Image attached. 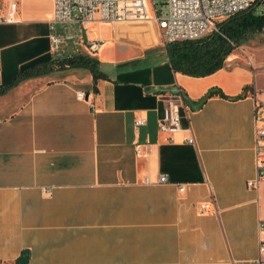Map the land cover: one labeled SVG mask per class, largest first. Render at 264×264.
<instances>
[{
	"label": "crops",
	"instance_id": "1",
	"mask_svg": "<svg viewBox=\"0 0 264 264\" xmlns=\"http://www.w3.org/2000/svg\"><path fill=\"white\" fill-rule=\"evenodd\" d=\"M0 4V264L24 252L29 264L258 257L264 189L247 182L264 157V80L254 68L230 61L206 76L177 72L155 19L128 23L129 39L119 41L107 22L55 23L54 0ZM52 34L64 40L57 52ZM93 40L103 41L96 53ZM81 54L105 76L55 63ZM50 61L52 70L31 71ZM172 87L194 103L212 88L225 97L183 106L182 129L170 134L160 122Z\"/></svg>",
	"mask_w": 264,
	"mask_h": 264
},
{
	"label": "built area",
	"instance_id": "2",
	"mask_svg": "<svg viewBox=\"0 0 264 264\" xmlns=\"http://www.w3.org/2000/svg\"><path fill=\"white\" fill-rule=\"evenodd\" d=\"M254 0H165L164 7L159 14L152 17L148 0H54L55 14L54 22L63 25L79 23L84 26L88 23L107 22L113 25H127L129 22H140L155 19L161 30L162 38L165 44L191 41L200 39L213 30L218 31L216 25L235 14L249 10ZM2 5L0 4V22H7V19L1 15ZM51 29H54L51 26ZM117 28H113V34ZM125 31L119 33L118 38L127 39ZM71 38L72 36L69 35ZM125 37V38H124ZM64 40L62 37L52 34V51L60 50ZM103 44L102 40H93L89 43L91 53L100 50ZM2 68L0 55V72ZM77 99L85 100V93L78 92ZM181 95H172L166 101L164 108V117L160 122L161 131L170 134L182 129L181 109L185 106ZM145 119H138L135 126L138 128L144 125ZM188 130L191 132V128ZM264 136V130L260 131ZM186 141L195 144V138L191 134ZM141 153V148L137 149ZM165 175L159 177V183H168ZM146 182H149L147 180ZM248 188L264 189V157L257 161V175L254 179L247 182ZM184 191V187L180 188ZM209 208L208 204L201 206L200 211L205 212ZM259 231L264 233V217L259 220ZM249 264H264V239L259 245L258 257Z\"/></svg>",
	"mask_w": 264,
	"mask_h": 264
},
{
	"label": "trees",
	"instance_id": "3",
	"mask_svg": "<svg viewBox=\"0 0 264 264\" xmlns=\"http://www.w3.org/2000/svg\"><path fill=\"white\" fill-rule=\"evenodd\" d=\"M264 0H254L252 7L235 14L218 24L217 30L206 36L191 41H179L166 44L170 63L177 72L192 76L210 75L225 66L226 58L231 54L233 46L238 45L247 34L264 29V11L257 12V7ZM56 65L61 67H84L89 69L96 79L105 75L99 70V61L90 55H77L65 58ZM54 62H45L33 67L39 70H52ZM24 76L29 75L24 73ZM20 76L17 78L19 79ZM244 93L238 97H243ZM225 97L219 88H212L204 96L208 100L213 96Z\"/></svg>",
	"mask_w": 264,
	"mask_h": 264
},
{
	"label": "rangeland",
	"instance_id": "4",
	"mask_svg": "<svg viewBox=\"0 0 264 264\" xmlns=\"http://www.w3.org/2000/svg\"><path fill=\"white\" fill-rule=\"evenodd\" d=\"M149 1L152 9L154 5L157 11L162 10L164 7L165 0H149ZM256 10L257 12L264 11V3L260 4ZM221 22L222 21L217 23L216 28L218 27V24ZM111 25L113 28L122 27L120 24H116V25L111 24ZM103 31L108 32L107 27H104ZM125 34L127 35L126 38L129 39L128 31L125 32ZM231 44L233 46V50L231 54L226 58L225 64L231 61L234 63L236 62L237 64L249 66L250 68H254L253 70L255 71V73L258 76H260V79L264 80V29L261 31L251 32L247 34L246 37L242 39L238 45H236L235 43H231ZM260 85L262 86L263 83L261 82ZM260 101H261V105L264 108V100L262 99Z\"/></svg>",
	"mask_w": 264,
	"mask_h": 264
},
{
	"label": "water",
	"instance_id": "5",
	"mask_svg": "<svg viewBox=\"0 0 264 264\" xmlns=\"http://www.w3.org/2000/svg\"><path fill=\"white\" fill-rule=\"evenodd\" d=\"M173 95H181L185 104L188 106H191L193 109H199L206 101V97H203L202 99H200L197 103H194L193 101H191L188 96L186 95V93L179 89L178 87H172L169 90ZM17 264H29V254L28 252H24L23 255L21 256V258L18 260Z\"/></svg>",
	"mask_w": 264,
	"mask_h": 264
},
{
	"label": "bare ground",
	"instance_id": "6",
	"mask_svg": "<svg viewBox=\"0 0 264 264\" xmlns=\"http://www.w3.org/2000/svg\"><path fill=\"white\" fill-rule=\"evenodd\" d=\"M127 32V25H124V26H122L121 28H117V30L115 31V38L117 39L118 38V35H119V33H121V32ZM117 40H119V39H117ZM127 39H121L120 38V40L119 41H126Z\"/></svg>",
	"mask_w": 264,
	"mask_h": 264
}]
</instances>
